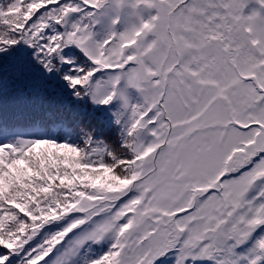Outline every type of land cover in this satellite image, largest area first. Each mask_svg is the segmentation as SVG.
I'll use <instances>...</instances> for the list:
<instances>
[{
    "label": "snow or ice",
    "instance_id": "1",
    "mask_svg": "<svg viewBox=\"0 0 264 264\" xmlns=\"http://www.w3.org/2000/svg\"><path fill=\"white\" fill-rule=\"evenodd\" d=\"M0 264H264V0H0Z\"/></svg>",
    "mask_w": 264,
    "mask_h": 264
}]
</instances>
